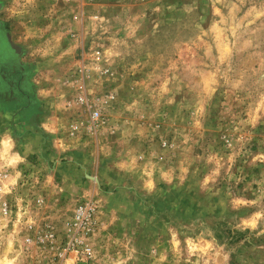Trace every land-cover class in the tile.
Masks as SVG:
<instances>
[{"label": "rangeland", "instance_id": "rangeland-1", "mask_svg": "<svg viewBox=\"0 0 264 264\" xmlns=\"http://www.w3.org/2000/svg\"><path fill=\"white\" fill-rule=\"evenodd\" d=\"M0 30L72 154L15 132L35 99L0 63V137L30 153L0 172V264H264V0H0Z\"/></svg>", "mask_w": 264, "mask_h": 264}, {"label": "crops", "instance_id": "crops-1", "mask_svg": "<svg viewBox=\"0 0 264 264\" xmlns=\"http://www.w3.org/2000/svg\"><path fill=\"white\" fill-rule=\"evenodd\" d=\"M40 27L43 26L41 25ZM0 34L2 35L3 43H4L3 48L0 51V63H2L4 65V68L6 67L5 69L8 70L4 78V80H6L4 84L5 96L11 93V86L8 84V81H10L13 76L19 75L21 83L22 81L23 83L26 82V87H28L29 90L32 89V97L35 99V103H34L35 105L31 107L29 111L26 112L27 114L26 116H29L28 118L31 120L27 121V123L19 124L17 127H15V132L25 128L30 129L32 127L38 131V134L40 135L39 136L40 139L42 141L44 140L43 142L45 144V147L47 148V151L51 154V156L54 155L60 158L65 155L71 157L72 154L68 148L70 146L69 142L71 139L68 137L69 136L68 133H65V136H63L62 133L59 132V130L61 129V124H60L61 122L59 121L56 115L55 108L47 109V110L37 109L39 102H52L54 100L52 98V95L47 89H44L43 87L39 86L37 82H34L32 79H30V77L25 78L24 73L21 74L19 71L17 72V69L23 67L25 63L22 62L20 59L21 53H19V49H17L18 47L15 44H13V42L10 41L7 33L4 34L0 30ZM18 58L20 59V61ZM43 61L46 62L49 60L43 59ZM15 69L16 72L14 71ZM73 73L75 74V72ZM23 83L20 84L19 86L20 89L22 88ZM0 112L1 115L3 116L7 113L5 109ZM0 145L3 146L2 148L3 153H0V160L3 161V165L1 164L0 166V172L5 173L3 175L6 176L9 180H11L12 184L16 183V185L18 186V181L22 179L21 176H24V172L28 170L29 165L26 163H27V159L30 158V156L28 155L30 153H27L28 151L26 150L25 146L19 148L16 147L18 145V140L16 139L15 135L9 136L7 139L4 137L3 138L0 137ZM1 154L3 155L2 157ZM70 171L71 168L69 169L67 168V170H65L66 174L67 173L69 174ZM56 172L57 171H54L53 173H49V175L57 174L55 176L62 179L64 178L65 175L64 172L63 175H60L59 173ZM7 257L8 256L6 255L5 258ZM9 258L11 257L9 256Z\"/></svg>", "mask_w": 264, "mask_h": 264}, {"label": "built area", "instance_id": "built-area-1", "mask_svg": "<svg viewBox=\"0 0 264 264\" xmlns=\"http://www.w3.org/2000/svg\"><path fill=\"white\" fill-rule=\"evenodd\" d=\"M96 55H98V53H96ZM95 59L98 60L99 58L96 57ZM90 116H91V119L94 120V121L99 120V117H100L99 109L95 108L94 110H92L90 112ZM94 211H95L94 206H92L90 204H87L85 206H79L76 209V211L74 213V216H73V219L71 220V222H67V226L69 228L70 227H74L75 229H77V231L81 230L82 228H84L90 222ZM47 237L52 239L53 235L50 233ZM79 243L80 242H78L77 240L74 239V235H73V237L70 238V240L66 244V249L67 250H74L78 246ZM82 253H84L87 256H90V254H91L90 248L89 247H84L82 249Z\"/></svg>", "mask_w": 264, "mask_h": 264}, {"label": "flooded vegetation", "instance_id": "flooded-vegetation-1", "mask_svg": "<svg viewBox=\"0 0 264 264\" xmlns=\"http://www.w3.org/2000/svg\"><path fill=\"white\" fill-rule=\"evenodd\" d=\"M3 38H2V35L0 34V51L2 50L3 48Z\"/></svg>", "mask_w": 264, "mask_h": 264}]
</instances>
